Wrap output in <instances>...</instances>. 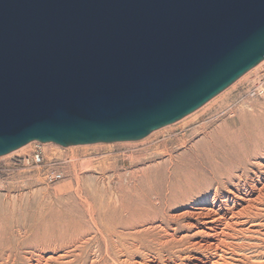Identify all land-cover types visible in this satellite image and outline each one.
Wrapping results in <instances>:
<instances>
[{"label": "water", "instance_id": "obj_1", "mask_svg": "<svg viewBox=\"0 0 264 264\" xmlns=\"http://www.w3.org/2000/svg\"><path fill=\"white\" fill-rule=\"evenodd\" d=\"M264 62V0H0V157L136 142Z\"/></svg>", "mask_w": 264, "mask_h": 264}, {"label": "rangeland", "instance_id": "obj_2", "mask_svg": "<svg viewBox=\"0 0 264 264\" xmlns=\"http://www.w3.org/2000/svg\"><path fill=\"white\" fill-rule=\"evenodd\" d=\"M260 71L140 141L70 148L32 143L0 157V264H203L221 257L264 264V99L246 97ZM203 128L221 137L223 154L211 163L222 184L188 166L183 155L205 136ZM184 137L186 144L169 145L175 162L183 156L179 168L148 171L169 163V156H158L165 141ZM35 153L62 161L64 179L46 185L43 168L25 163ZM141 155L143 162L130 167ZM105 159L115 169L100 170ZM135 171L157 181L135 185Z\"/></svg>", "mask_w": 264, "mask_h": 264}, {"label": "bare ground", "instance_id": "obj_3", "mask_svg": "<svg viewBox=\"0 0 264 264\" xmlns=\"http://www.w3.org/2000/svg\"><path fill=\"white\" fill-rule=\"evenodd\" d=\"M262 66V64L261 65H259L258 67H256L255 68V70L256 69H259L260 67ZM205 130H206V128H203L202 129V131H204V137L202 138V140L200 141V142H198V144H196V145H194V146H192V147H190L188 150H187V152H185L183 155L184 156H186V157H189L190 158V160H189V158H188V160L189 161H187V165L188 166H191V167H201L202 168V170L204 169L205 171H207L209 174H210V176L211 177H213V178H215L216 179V182H217V175H218V173L216 172L217 170H215V166L211 163V161L212 160H216V159H218V158H220V156L223 154L222 152H219L218 150H217V146H218V143L221 141V137L220 136H212L210 133H208V132H205ZM201 131V132H202ZM197 132V131H196ZM200 132V133H201ZM195 135V134H194ZM215 135V134H214ZM176 138V137H175ZM172 139V138H171ZM186 142H187V139H186V137H184V138H182V140L180 139V141L178 140V141H176V140H172V141H165V143L162 145V148H163V150L161 151V152H159L158 153V156L160 155V156H169V163H163V164H160V165H158V166H156V167H152L151 169L149 168L148 169V171H150V170H152V171H156L157 169H161L162 171L163 170H165L166 172H167V169L166 168H168V167H170V169L171 170H175V169H177V168H179V164L182 162V160L181 159H183V156H181L179 159H180V161H179V163L176 161L175 162V158L173 157V152H174V148H169V145L171 146V144L173 143V144H178V145H184V144H186ZM221 143H223V142H221ZM172 144V145H173ZM188 144V143H187ZM182 155V154H181ZM151 156V155H150ZM108 158V157H107ZM185 158V157H184ZM115 159V158H114ZM127 159V158H126ZM184 160V159H183ZM187 160V159H186ZM100 162V161H99ZM129 163V165H130V167H132V168H134V167H136L138 164H140L141 162H143V156L141 155L140 157H136V158H132V159H130L129 161H128ZM185 162V161H184ZM189 162V163H188ZM116 163V162H115ZM94 163L93 162H91L90 164H89V166H92ZM186 164V163H185ZM183 165H184V163H183ZM213 166V167H212ZM100 170H102V171H107V170H113V169H115V166L113 165V163L112 164H109V162H108V159H105V160H103L101 163H100V166L98 167ZM190 168V167H189ZM194 168V169H195ZM188 169V168H187ZM191 169V168H190ZM189 169V170H190ZM99 170V171H100ZM117 170V169H116ZM115 171V170H114ZM177 171V170H176ZM110 172V171H109ZM103 173V172H102ZM118 173V172H117ZM137 173H138V171L136 172H132V173H130V180H131V182L133 183V184H135V185H139V184H145V185H148V186H151L152 184H154L157 180L156 179H153L152 178V176H148V177H146V178H144V177H138L137 176ZM143 173V172H142ZM155 173V172H154ZM194 173V172H193ZM220 173V172H219ZM156 174V173H155ZM171 175V174H170ZM161 176V175H160ZM233 176V175H232ZM119 177V176H118ZM228 177V176H227ZM160 178V177H159ZM163 179V177L161 178V180ZM174 179V177L173 176H169V178H166V181L167 182H170L171 183V181ZM126 182V181H125ZM128 182V181H127ZM162 182V181H161ZM173 182H174V180H173ZM158 183H160V182H158ZM220 184H222V182H219ZM218 182H217V184H219ZM124 194V193H123ZM237 196V195H236ZM99 203V202H98ZM100 205V204H99ZM94 211V210H93ZM215 211V210H214ZM196 214H198V213H196ZM92 215V214H91ZM208 215V214H207ZM223 216V215H222ZM104 217H106V216H104ZM103 216L102 217H100V218H104ZM104 219H106V218H104ZM222 219V218H221ZM101 220H103V219H101ZM215 220V219H214ZM212 222H214L213 220H212ZM226 223H228V222H226ZM165 224V223H164ZM254 225V224H253ZM227 227H231V225H229V224H227L226 225ZM258 226V225H257ZM211 228V227H210ZM225 230V229H224ZM214 231V230H213ZM238 232V231H237ZM255 232V231H254ZM218 235V234H217ZM225 235H226V232L225 231H222L220 234H219V236H221V237H225ZM218 237V236H217ZM220 240V242H224V239H218V241ZM220 244V243H219ZM227 244V243H226ZM236 244V243H235ZM224 245V244H223ZM228 245V244H227ZM237 245V244H236ZM229 246H230V244H229ZM232 246V245H231ZM238 248V247H237ZM239 248H241V247H239ZM243 248H245V247H243ZM217 249V248H216ZM220 249V248H219ZM227 249V248H226ZM229 249V248H228ZM221 250V249H220ZM241 251H243V250H241ZM222 253H223V251H222ZM225 253V252H224ZM227 253V252H226ZM235 253V252H234ZM228 254V253H227ZM238 254V253H237ZM221 255V254H220ZM241 255V254H240ZM240 255H239V257H240ZM226 256V255H225ZM243 257V256H242ZM223 257H221V260H223L222 259ZM260 258V254L259 253H256L255 255H254V259H259ZM228 258H226V260H227ZM217 261V262H210V263H208L209 261H206V262H203V264H238V263H236L235 261L234 262H230V261H225V260H223V262L222 261ZM236 260V259H235ZM49 261L50 260H47V262L45 261V263H43V262H40V261H38V264H49ZM247 261V260H246ZM246 261L244 262V263H246ZM237 262H243V259H239V260H237ZM202 263V262H201ZM256 264H259V263H257V261L255 262ZM242 264V263H241ZM247 264V263H246ZM261 264V263H260Z\"/></svg>", "mask_w": 264, "mask_h": 264}, {"label": "built area", "instance_id": "obj_4", "mask_svg": "<svg viewBox=\"0 0 264 264\" xmlns=\"http://www.w3.org/2000/svg\"><path fill=\"white\" fill-rule=\"evenodd\" d=\"M246 97L249 99H264V62L261 66V71L258 76L254 77L246 88ZM32 162L33 166L43 168V181L48 186H54L64 179L62 161L58 159H48L42 153H35L30 159L25 160L29 165Z\"/></svg>", "mask_w": 264, "mask_h": 264}]
</instances>
